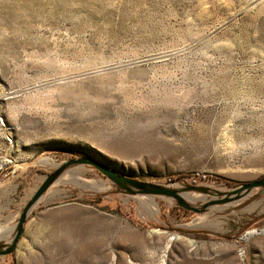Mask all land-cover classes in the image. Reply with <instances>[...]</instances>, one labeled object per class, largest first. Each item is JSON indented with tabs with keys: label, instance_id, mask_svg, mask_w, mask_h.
Segmentation results:
<instances>
[{
	"label": "rangeland",
	"instance_id": "1",
	"mask_svg": "<svg viewBox=\"0 0 264 264\" xmlns=\"http://www.w3.org/2000/svg\"><path fill=\"white\" fill-rule=\"evenodd\" d=\"M83 154L199 210L72 164L0 264H264V0H0L1 245Z\"/></svg>",
	"mask_w": 264,
	"mask_h": 264
},
{
	"label": "water",
	"instance_id": "2",
	"mask_svg": "<svg viewBox=\"0 0 264 264\" xmlns=\"http://www.w3.org/2000/svg\"><path fill=\"white\" fill-rule=\"evenodd\" d=\"M72 164H87L96 169L102 176L106 177L111 183H113L117 189L129 192V193H143V194H157V195H165L174 198L178 205L186 210H190L193 212H198V208L191 206L188 202H186L177 192V190L172 189L167 186L158 185L150 182H145L138 179H133L122 175L119 172L112 170L109 167L104 166L102 163L96 161L94 158L83 154L76 158H71L67 161H64L61 165L57 166L52 172H50L40 185L35 189L30 199L27 201L23 209L21 210L17 223L15 225V232L13 234L12 240L8 245L0 244V255L8 254L12 252L15 248V245L18 241V238L22 232V226L25 221L27 214L29 213L32 206L38 201L40 196L45 192V190L54 182V180L58 177V175L69 165ZM262 187L264 190V176L259 179L252 180L247 183H243L242 185L231 189L229 192L225 193L224 197L216 199L212 201L213 204L225 203L230 200V197L236 198L240 195L241 192L250 190L254 187ZM133 188V189H132ZM193 190L203 191L204 189L197 186L188 187Z\"/></svg>",
	"mask_w": 264,
	"mask_h": 264
},
{
	"label": "bare ground",
	"instance_id": "3",
	"mask_svg": "<svg viewBox=\"0 0 264 264\" xmlns=\"http://www.w3.org/2000/svg\"><path fill=\"white\" fill-rule=\"evenodd\" d=\"M51 164V163H50ZM52 165V164H51ZM83 184H84V186H93V187H95V188H106V187H104L103 185H98V184H96V182L94 181V180H91V181H87V180H83ZM153 203V202H152ZM153 205H154V203H153ZM13 226V225H12ZM0 230H1V228H0ZM173 239H176V237L175 236H173Z\"/></svg>",
	"mask_w": 264,
	"mask_h": 264
},
{
	"label": "trees",
	"instance_id": "4",
	"mask_svg": "<svg viewBox=\"0 0 264 264\" xmlns=\"http://www.w3.org/2000/svg\"><path fill=\"white\" fill-rule=\"evenodd\" d=\"M204 175H206V174H204ZM179 231H180V232H184L182 229H179Z\"/></svg>",
	"mask_w": 264,
	"mask_h": 264
}]
</instances>
